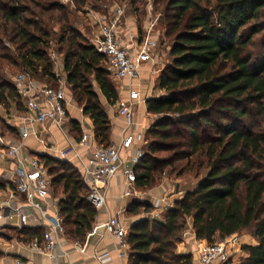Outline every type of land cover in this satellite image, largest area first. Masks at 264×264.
Segmentation results:
<instances>
[{
    "label": "trees",
    "instance_id": "16d2710c",
    "mask_svg": "<svg viewBox=\"0 0 264 264\" xmlns=\"http://www.w3.org/2000/svg\"><path fill=\"white\" fill-rule=\"evenodd\" d=\"M155 2L163 8L165 34L172 39L171 60L157 78L162 95L146 101L148 113L158 117L135 167L136 188H151L178 162L185 161L178 176L207 170L162 219L145 217L129 226L128 264H194L192 254L177 251L189 221L197 239L209 244L250 230L258 244L242 246L247 256L240 264H264V0ZM65 5L0 0V70L9 66L56 84L53 49L62 57L67 84L93 120L97 141L108 146L111 122L91 78L110 104L119 95L105 56L72 26ZM23 103L14 82L0 76V106L23 109ZM0 125L2 135L17 134L1 116ZM72 125L78 129L75 121ZM39 159L51 177V192L60 190L55 196L66 236L83 242L98 210L87 199L82 174L68 162L47 155ZM58 164L64 167L59 170ZM152 209L135 201L126 213L135 218ZM11 230L16 235L5 231L0 237L42 242L43 228Z\"/></svg>",
    "mask_w": 264,
    "mask_h": 264
},
{
    "label": "built area",
    "instance_id": "2783aa9c",
    "mask_svg": "<svg viewBox=\"0 0 264 264\" xmlns=\"http://www.w3.org/2000/svg\"><path fill=\"white\" fill-rule=\"evenodd\" d=\"M62 3L72 2L62 0ZM111 12L110 17L91 12L90 24L93 31L90 36L84 35L97 51L105 56L114 78L119 81L124 79L134 81L139 77V70L143 64L156 65L157 49L160 45L155 32L156 20L147 25L143 36L127 44L122 37L125 8L115 4L111 7ZM51 57L55 61V68L58 69L60 59L53 49ZM56 74L60 79L59 73ZM14 84L26 101L29 115L23 117L24 120L40 124L51 122L61 128L69 122L64 86L53 88L39 85L27 72L18 74L14 78ZM142 99V94L137 89H132L126 98L118 99L115 106L125 121L124 137L118 143L96 146L83 163V178L89 188L87 199L97 210L106 206L107 186L119 174L124 177L126 188L124 196L138 195L135 167L144 157L145 150L128 130L135 123V107ZM0 143L2 144L0 157L10 158L16 162L15 170L5 171V177L11 181L13 190L9 197L0 199V232H5L6 227L14 226L13 218H16L15 226L20 229L25 227L31 217L30 210H33L44 226V233L42 242L35 239L31 245L40 253L57 259L56 251L64 244L66 228L59 208L54 206L51 210L50 205L46 203L51 195V177L38 158L26 156L20 143L7 144L1 136ZM83 146L86 150L90 149L88 142H84ZM126 212L127 207L121 206L102 224L97 221V216L92 229L88 232V235L92 236L100 233L103 228L104 233L117 238L122 258L128 257ZM189 236L186 228L182 240ZM240 250L242 243L238 234L211 244H203L198 250V264H231ZM16 264L23 262L17 260Z\"/></svg>",
    "mask_w": 264,
    "mask_h": 264
},
{
    "label": "crops",
    "instance_id": "0c3cea01",
    "mask_svg": "<svg viewBox=\"0 0 264 264\" xmlns=\"http://www.w3.org/2000/svg\"><path fill=\"white\" fill-rule=\"evenodd\" d=\"M145 28L147 25L145 24ZM136 22L132 18H126L125 25L122 29V37L127 44L133 43V40H138L136 31ZM160 61L159 56H156V65ZM153 64H143L139 70V77L134 80L124 79L120 81V86L117 92L120 98H126L132 89H137L141 92L143 99L138 102L135 107L134 125L128 131L134 134L135 141L138 144L145 145V136L148 128L151 125V114L147 111L146 101L152 96H147L148 86L152 80L158 78L161 70H157ZM56 72L60 77H65L64 65L62 59L58 64ZM63 79V78H62ZM39 85L46 86V80L36 79ZM64 82V79H63ZM67 83V82H66ZM156 87V86H155ZM66 90V89H65ZM99 94L100 100L107 112L111 122V143H118L124 137L125 121L121 117L117 108L110 104L103 94ZM25 106L23 109L17 108L14 104L10 108L0 106V116L5 122L16 129V135H2L0 126V136L7 144L20 143L23 147L24 153L28 157L40 158L42 155H47L65 161L74 166L83 176L82 167L88 156L96 146H102L96 139L95 126L91 117L84 113L83 107L75 102L71 95L67 93L66 106L69 115V122L62 128L51 123H33L29 120H24L23 117L28 116V109ZM77 123V128H73L72 122ZM84 142H88L90 149L86 150L83 146ZM0 143V147H1ZM74 149V150H72ZM68 152V153H67ZM40 160V159H39ZM16 169V162L10 158L0 157V182L3 187H0V199L10 196L13 186L11 181L5 177V171H13ZM86 183V182H85ZM197 185V184H196ZM195 186L177 184L174 195L166 196L169 188V182H164L155 190H139L138 195L125 197V182L122 174L113 178L107 186V204L105 207L98 210L97 221L102 224L109 216L116 213L121 206H128L132 202L141 201L148 202L153 205V213L160 214L159 211H166L174 206L178 199L183 198L187 191L194 190ZM60 197H56L51 193L47 198L46 203L50 205V209L54 206L58 207ZM59 208V207H58ZM31 217L28 224L23 228H43L40 219L36 212L30 210ZM147 216H138L131 218L125 214L127 227ZM14 226L6 227L5 231L8 232L15 226L16 218L12 219ZM22 229V228H21ZM187 230L190 236L183 239L177 246V251L182 254H192L194 264H198V250L207 241L197 239L192 221H189ZM240 241L243 245L255 246L258 240L251 233L238 234ZM64 244L56 251L58 258L52 259L47 254H42L36 250L31 244L18 241L17 239L8 237H0V264H16L17 260H21L23 264H128V257H121V247L117 238L104 233L101 228L100 233L95 235H88L83 242L65 237ZM128 251V248H127ZM245 250H240L236 253L231 264H240L242 258L246 257Z\"/></svg>",
    "mask_w": 264,
    "mask_h": 264
},
{
    "label": "rangeland",
    "instance_id": "374dc122",
    "mask_svg": "<svg viewBox=\"0 0 264 264\" xmlns=\"http://www.w3.org/2000/svg\"><path fill=\"white\" fill-rule=\"evenodd\" d=\"M155 1L156 0H136V2H133L132 0H98V1L97 0H86V4L83 6L75 5L73 3H65L66 4L65 6L67 7L70 13V22L72 26L75 27L77 30H80L83 34H86L87 36H90L93 31L92 26L90 24L91 23L90 13L97 12L101 16L110 17L111 16L110 14H112L111 7L115 4L121 5L125 8V16L123 19V24H125L126 18L133 17L134 21L136 22V28H137L136 34L138 37H141L146 33V28L144 27L145 24L148 25L151 21L156 20L155 32L157 34L159 44H160L157 49L156 56H159L160 61L154 68L157 70H162L164 66L168 64L171 60L169 51L172 45V39L170 37H167V35L165 34L166 33V22L162 19V9L163 8L160 5V3L157 4ZM123 24L122 26H124ZM54 30L57 33H60V28L58 25L55 26ZM10 49H11V52L15 54V48L12 46ZM57 55L59 59H62V57L58 53ZM21 72L23 71L16 70V69H13L12 67L6 66L2 70H0V76L2 78L4 77L8 78L9 80L14 82V78ZM62 78L64 79V82ZM111 79L114 82L116 89L119 88L120 81L114 78L113 75H111ZM91 81L95 89L97 90V92L102 94L93 77L91 78ZM151 82L152 83L150 84V86H148V90L146 93L147 96L157 97V96L162 95V91L155 87L157 85V79L152 80ZM46 86L53 87V88L64 86V88L66 89L65 90L66 96H67V93H69L72 99L75 102H77L79 105H81L78 101L79 96L77 95V93H74L71 90L70 86L66 83V74H65V77L61 76L60 79L58 77L56 84L48 83V85ZM24 106H25V103H23L22 107L24 108ZM157 117L158 116H151V120H152L151 125L157 119ZM166 154H169V153H166ZM177 164H179L177 169L167 168L162 174H159L155 184L151 188H148L146 190H155L156 188L163 185V183L167 181L169 182V188H168V192L166 196L171 197L174 195L177 184H181L183 186L184 185L195 186L198 183L199 179L205 174L207 170L205 167L202 168L198 176L195 173H190V174L184 173L182 176H178V171L185 164V161L178 162ZM63 167L64 166L61 164L57 165V168L59 170ZM59 191H60L59 189L56 190V192H54L53 190L51 193L54 195L55 193H57L59 195L60 194ZM153 211H154V208L152 209L151 214H142L141 216L162 219L166 212V211H159L160 214L156 215V213H153ZM246 232L250 233V230H247ZM8 233L12 235H16V232L12 230L8 231ZM233 262L234 261H232V263Z\"/></svg>",
    "mask_w": 264,
    "mask_h": 264
},
{
    "label": "water",
    "instance_id": "95a60500",
    "mask_svg": "<svg viewBox=\"0 0 264 264\" xmlns=\"http://www.w3.org/2000/svg\"><path fill=\"white\" fill-rule=\"evenodd\" d=\"M108 74H111L110 69L107 70ZM8 239H11V237H8Z\"/></svg>",
    "mask_w": 264,
    "mask_h": 264
}]
</instances>
